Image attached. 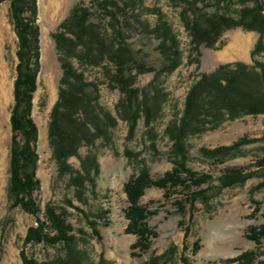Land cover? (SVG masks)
<instances>
[{
	"label": "rangeland",
	"instance_id": "rangeland-1",
	"mask_svg": "<svg viewBox=\"0 0 264 264\" xmlns=\"http://www.w3.org/2000/svg\"><path fill=\"white\" fill-rule=\"evenodd\" d=\"M90 1L37 0L41 70L38 75V89L33 99V119L39 130L37 177L40 188L35 193L41 210L38 218L45 219L48 204L67 210L68 221L76 237V249L86 254L83 264H99L102 253L109 264H144L152 253L162 255L171 244L177 246V253L168 264H183L181 256L186 227H190L191 231L186 240L188 249L184 255L189 264H221V261L257 249L256 243L249 240L247 234L251 226L264 224V188L258 186L264 181V177L252 178L242 186L226 188L210 199L208 204L198 201L191 220L189 214L182 217L176 212L174 203L182 197L179 189L173 191L169 199L165 198V191L162 189H148L141 202L151 210L158 211L149 220L150 227L156 230L158 237L154 239L151 251L141 256H132V253H138L137 249L132 248L137 237L125 232V209L128 202L124 193V185L143 166L139 163L141 160L145 161L154 178H159L173 169L175 141L172 138V127L175 121L179 124L184 116L186 98L203 74H211L221 65L243 63L252 67L255 60L264 63V53L256 55L255 60L252 57L259 39L257 32L243 28L228 30L215 47L208 48L203 45L201 55L195 62L197 55L192 52L191 37L181 17L183 7L171 0H133L132 6L122 11L120 17L121 21L125 20L123 28L128 35L127 43L133 48L138 60L155 69L140 75L135 86L141 91H151V94L159 88L166 97L162 110L150 124H146L145 118H142L135 134L130 136L129 123L121 118L119 106L124 96L118 89L113 88L108 73L114 70V65L105 61L96 66L75 60V67L84 74L86 81L98 89L101 108L113 116L117 124L110 130L108 139L99 138L93 145H83L79 151L80 158L74 156L69 159V165L79 171L81 159L88 155H95L100 164V174L94 177L95 185L90 182L86 184L82 200L78 199L76 188L70 184V175L59 174L49 143L51 113L59 98L63 76L53 35L74 6L83 3L91 7ZM253 4L254 2L243 5L240 0H231L230 3L224 0H200L198 6L204 13L218 11L238 19L240 10ZM160 14L179 39L182 63L174 72L161 74L155 80L156 72L163 66L157 50L160 40L146 32L145 24L151 27L156 25ZM108 24V20L103 23L112 34ZM240 45L243 49H236ZM17 50L18 38L11 20L10 1L6 0L0 3V264H22V250L39 264L56 263L67 254L66 247L63 244L52 246L43 243L25 247L27 230L36 224L37 217L12 207L8 194L11 178L10 118L15 103ZM263 137L264 115H246L227 121L215 130L189 135L185 140L187 166L213 177H219L226 169L233 167L257 169L256 162L264 158ZM242 138L252 142L242 144L238 153L231 151L230 157L224 163L217 162L204 152L233 146ZM128 151L138 156L131 158ZM263 172L264 170L259 171L261 174ZM216 184L217 182L214 183ZM68 200L81 211L69 206ZM105 210L110 211L109 224L105 226L103 220H98L101 237L98 238L84 213L90 216V220H96V215ZM181 220L184 221L182 227L179 225ZM197 240L201 250L193 255L192 249ZM260 248L264 251V241Z\"/></svg>",
	"mask_w": 264,
	"mask_h": 264
},
{
	"label": "trees",
	"instance_id": "trees-1",
	"mask_svg": "<svg viewBox=\"0 0 264 264\" xmlns=\"http://www.w3.org/2000/svg\"><path fill=\"white\" fill-rule=\"evenodd\" d=\"M6 0H0V3ZM11 20L18 38L16 79L14 82V106L11 112V158L9 197L12 207L20 208L25 213L36 216V224L28 228L24 246L46 244H63L67 249L64 258L49 264H83L86 259L83 252L76 249V237L73 227L68 221L66 209L48 204L45 219L38 218L41 212L35 193L40 188L37 177L39 155L37 143L39 130L33 119V99L38 89V75L41 70L40 27L37 24V0H9ZM182 6L183 24L191 37L192 52L196 53L195 62L201 55V47H215L224 32L236 28L254 31L259 39L252 52V57L264 53V2L261 0H240L243 5L254 2L253 6H245L235 19L227 14L204 13L198 6L200 0H171ZM230 3L231 0H224ZM91 7L83 3L72 8L69 15L58 26L53 35L57 51L60 55L63 76L59 88V98L54 105L49 124V143L61 176L69 174L70 184L76 188L78 199L82 200L86 192V184L95 185V178L100 174V164L95 155L81 159V170H75L69 165V159L79 157V151L85 144L93 145L99 138L108 139L109 132L117 124L115 118L103 111L99 104L98 89L86 81L83 73L75 67L74 61L92 63L96 66L108 61L114 65V70L108 71L113 88L118 89L124 98L121 107V118L129 123L130 136L135 134L138 122L145 118L150 124L162 110L166 100L165 94L156 89L151 94L141 91L135 85L140 75L154 71L136 58L133 48L127 43L128 35L123 28L121 12L133 4V0H91ZM108 20L110 34L103 23ZM148 34L160 40L157 47L163 66L156 72L155 80L161 74L174 72L182 63V51L179 39L171 25L160 14L156 25L145 24ZM136 71L135 73H133ZM246 115H264V63L255 60L250 67L243 63L221 65L211 74H203L196 82L185 103L184 116L173 125L174 167L159 178L150 174L145 161L137 175L132 176L124 185V193L128 206L125 209L127 226L125 232L137 237L132 248L141 256L151 251L154 239L158 237L156 230L149 225V220L158 214L143 205L141 200L146 191L158 188L165 191L169 199L173 191L179 189L182 197L174 205L182 217L189 214L194 217L195 205L198 201L208 204L220 191L242 186L255 177H264L259 173L264 170V158L256 162L257 169L247 167L228 168L219 177L196 172L187 166V150L185 140L189 135L204 133L221 127L225 122ZM264 139V137H263ZM257 140H255L256 142ZM259 141V140H258ZM252 142L242 138L233 146H223L217 150H206L205 154L219 163H224L230 152H239L240 146ZM233 152V153H234ZM232 153V154H233ZM131 157L138 155L127 152ZM80 158V157H79ZM217 182L216 185L214 183ZM206 186V187H205ZM259 188H264V181ZM258 188V187H257ZM69 206L78 209L68 200ZM81 211V210H80ZM84 213V212H82ZM109 210L101 211L96 220L87 222L94 235L100 237L98 220H103L108 226ZM179 225L182 227L184 221ZM190 227L185 228L183 264H189L185 255L188 249L186 243ZM247 238L256 243L257 249L243 252L235 258L221 261V264H264V251L261 245L264 241V224L251 226ZM201 250L200 242L194 243L192 254ZM177 253V246L171 244L162 255L152 253L144 264H168ZM22 264H39L21 251ZM99 264H109L100 255ZM217 264V263H208Z\"/></svg>",
	"mask_w": 264,
	"mask_h": 264
},
{
	"label": "bare ground",
	"instance_id": "bare-ground-1",
	"mask_svg": "<svg viewBox=\"0 0 264 264\" xmlns=\"http://www.w3.org/2000/svg\"><path fill=\"white\" fill-rule=\"evenodd\" d=\"M54 1V0H53ZM58 8V7H57ZM57 8H55V9H57ZM56 11V10H55ZM242 47V45H240V46H238V48H236V49H243V48H241ZM233 51H235V50H233ZM3 151V150H2Z\"/></svg>",
	"mask_w": 264,
	"mask_h": 264
}]
</instances>
